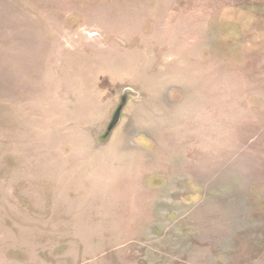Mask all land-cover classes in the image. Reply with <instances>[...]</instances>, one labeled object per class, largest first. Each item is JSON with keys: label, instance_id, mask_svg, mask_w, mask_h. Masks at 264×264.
Returning <instances> with one entry per match:
<instances>
[{"label": "rangeland", "instance_id": "374dc122", "mask_svg": "<svg viewBox=\"0 0 264 264\" xmlns=\"http://www.w3.org/2000/svg\"><path fill=\"white\" fill-rule=\"evenodd\" d=\"M0 264H264V0H0Z\"/></svg>", "mask_w": 264, "mask_h": 264}, {"label": "water", "instance_id": "95a60500", "mask_svg": "<svg viewBox=\"0 0 264 264\" xmlns=\"http://www.w3.org/2000/svg\"><path fill=\"white\" fill-rule=\"evenodd\" d=\"M129 92H131V91H125V93H129ZM125 97H126V95L124 96L123 103L119 106L118 110L116 111L114 118H113V120H112V122L108 128V132L104 136V139L109 138V136L113 132V130L119 125V123L121 121V113H122L124 106H125Z\"/></svg>", "mask_w": 264, "mask_h": 264}]
</instances>
